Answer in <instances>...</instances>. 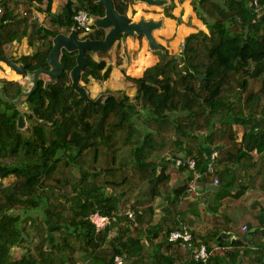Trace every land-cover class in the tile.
Wrapping results in <instances>:
<instances>
[{"label": "trees", "instance_id": "16d2710c", "mask_svg": "<svg viewBox=\"0 0 264 264\" xmlns=\"http://www.w3.org/2000/svg\"><path fill=\"white\" fill-rule=\"evenodd\" d=\"M44 1L0 0V54H6L9 42L40 40L35 52L15 59L28 70L50 68L54 38L74 27L79 10L105 15L97 0H67L63 14L52 15L53 0H47L51 24L40 26L33 21V7L41 9L36 3ZM114 1L123 14L135 2ZM258 1L256 6L254 0H192L208 30L188 34L180 58L166 52L165 59L161 52L160 61L141 77L127 76L137 87L136 103L121 91L100 103L83 98L70 74L78 52L66 48L60 56L63 73L50 84L41 75L24 97L31 122L24 129L18 127V106L0 92V264H113L116 254L129 258V264H178L176 255L192 256L180 242L164 241L178 227V216L192 222L188 213L195 208L184 198L194 194L187 191L188 184L173 181L175 176L183 181L185 171L194 175L176 166L178 157L196 159L204 185L214 177L220 180L223 209L205 217L212 230L201 240L212 250L208 264H223L226 257H235L236 264H264V206L248 207L238 200L249 188L264 193V0ZM105 34L95 27L84 38ZM108 51L98 54L107 56ZM93 53L86 51L85 82L90 77L105 80L112 70H103ZM0 88L9 99L23 92L17 80L0 78ZM116 104L127 121L106 123L99 107L116 110ZM210 150L218 151L212 173L206 172ZM9 177L15 180L7 184ZM232 190L237 191L228 196ZM155 197L164 202L162 223H154ZM127 207L137 211L132 228L122 218L97 231L88 219L95 211L112 214ZM35 210L42 218L34 220L33 236L27 223L33 222L29 213ZM221 230L247 237V242L228 248L226 241L217 240ZM147 233L161 244H146L141 237ZM213 239L217 246L210 244ZM12 247H23L17 259L11 257ZM168 249L174 258L163 253Z\"/></svg>", "mask_w": 264, "mask_h": 264}, {"label": "crops", "instance_id": "0c3cea01", "mask_svg": "<svg viewBox=\"0 0 264 264\" xmlns=\"http://www.w3.org/2000/svg\"><path fill=\"white\" fill-rule=\"evenodd\" d=\"M47 2L48 1L45 0L43 3H36V6L38 5L41 8L39 10L33 7V21L40 26H50L51 14H63L64 6L67 3V0H53L51 14L45 11L47 7ZM169 12L172 13L175 17L167 16V13ZM126 14H128L130 16V20L133 21L140 20L141 18H145L147 20H161L162 25L155 28L153 30V34L170 56L177 57L179 54L182 53L180 44L182 41H184L185 37L188 34L196 32L198 30H208L206 24L203 23L202 20L197 18V14L193 10L192 0H166V2L163 4H149L145 1L136 0L134 3L129 5ZM71 28H75V25ZM69 29L70 28H63L61 33H69ZM79 36L81 38L85 37L80 33ZM24 39H27V43L22 42V40L24 41ZM22 40L20 41L22 42V45L19 48V52L17 47L20 42L14 41L9 42L5 45L6 54L4 55H6L8 58H12L15 61V59H17L23 54H30L36 51L38 42H33L32 44H30L27 37H24ZM8 44L14 46L12 53L8 52ZM161 52V50L153 49L150 47L149 42L144 34H142V36H140L139 34H136L135 36L128 35L127 37L121 35L114 41L113 45L109 48L107 56H99L98 52L95 51L93 53V57L97 61L104 63L103 70H105L108 66H112L110 76L105 80L90 77V80L88 82H85L80 78V82L87 89L89 96L94 100L99 99L105 94L108 95L113 92L121 91L128 94L130 96L131 102L134 103L133 99H137V87L132 81L127 78V76L141 77L146 68L160 61ZM119 53L122 57V63L120 64L117 63ZM6 63L7 62L5 60L0 59V78L6 80H17L21 83L23 92L27 91L32 85L31 81L28 80V75H23L22 78V76L16 70H14L8 63V65ZM24 79L26 80V82H23ZM94 93L97 94L96 97H93ZM131 96H134V98L132 99ZM24 103L26 104V109H28L27 103L24 101L22 104ZM116 106L118 107L115 108L117 121L121 120V122L125 123L128 119V115H121L120 106L118 104H116L115 107ZM239 121L241 123L246 122L243 120V118H239ZM239 135L241 136V133H239ZM210 151L208 152V156L210 154ZM160 168L161 167H158V174L160 175V177H162L166 174V172L164 170H161ZM183 174V181L177 178L176 176L173 178V181H177L180 184H188L194 178V175H190V172L188 171L183 172ZM212 183H214V179L213 182H210L209 184ZM200 184L201 186H203V192L200 197H197L194 194L184 195L185 199L195 202V208L192 209L193 211L188 213V217L192 220V222L188 223L180 216H178L177 219L186 221L194 229L196 237L200 240H203V238H205V236H207L212 230L211 224L205 220V217L214 216V210H219L220 212L223 209V204L222 193L220 191V184H218L219 187L216 190L209 189V184L204 185L202 180L200 181ZM236 191L237 190L230 191L228 193V196H234ZM238 200L244 202L248 207L254 203L259 204V206H264V193L260 189L249 188L245 190L244 194L242 193ZM154 204L156 206L154 223H162V216L164 214V202L161 198L155 197ZM127 225L129 226V228H132V225L130 226L129 223H127ZM115 229L116 228L110 230L111 237L116 234L117 231ZM257 229L258 228L250 229L248 233L252 235L254 234V232H256ZM222 231L233 232L227 230H221V232ZM233 233L236 234V237H232L229 239H221L226 241V247L233 248L235 246H239L247 242V237L242 236L241 238H239L236 232ZM141 239L144 240L148 245L150 244V242H152V244H161L162 242V240L155 238L153 234L148 233L142 235ZM164 239L167 244L170 243L167 237ZM217 240L221 241L218 239V237ZM262 241H264V237ZM210 242V244H212L213 246H217L216 240L213 239ZM251 247L255 248V245L252 244ZM163 253L168 254L169 257L172 256L174 258L171 249H168L167 251L164 250ZM152 254L153 251L151 255ZM176 256L178 259V264H194L192 256ZM234 258L235 257H226V260L223 262V264H236L237 260L234 261ZM127 259L129 263V258ZM84 263V261H81L79 264Z\"/></svg>", "mask_w": 264, "mask_h": 264}, {"label": "water", "instance_id": "95a60500", "mask_svg": "<svg viewBox=\"0 0 264 264\" xmlns=\"http://www.w3.org/2000/svg\"><path fill=\"white\" fill-rule=\"evenodd\" d=\"M127 1V0H124ZM136 1V0H135ZM137 1H145L149 4H163L166 0H137ZM99 5L104 6L105 15L104 16H93V23L95 27L102 28L106 31L104 38L100 39H92L90 37L81 38L76 28H70L69 33H60L54 38V45L52 50L48 55V62L50 64V68H38L35 70H28L23 63H18L14 61L12 58H8L6 55H0V59L5 60L14 70H16L20 74L28 75V80L31 81L32 85L27 90L22 92L18 98L9 99L5 96V92L2 88H0V92L4 100L10 101L18 106L20 110V116L18 118V127L24 128L26 126L27 120L25 113L29 112L28 109L22 108L20 104H22L26 99L24 97H29L31 93L38 86L39 79L41 75H46L47 84L54 82L64 71V64L60 59L62 49L66 48L69 51L77 50V58L76 65L71 70V78H72V86L78 91L83 98L88 101L100 103L107 95L101 96L99 99H92L87 89L81 84L80 78L83 70L87 65L86 59V51L93 50L95 52H105L107 51L114 43V41L120 37L121 35L127 37L135 36L136 34H144L147 38L149 45L153 49L161 50L162 57L167 59L168 55L161 45V43L156 39L153 34V30L162 25L161 20L155 19H145L141 18L140 20H130V16L128 14L120 13L116 6L114 0H97ZM181 54L177 57L179 58ZM185 68L184 65H182ZM201 78H204L205 75L200 74ZM201 179H198V183L200 184ZM201 185V184H200ZM217 184H209L208 188L212 190L218 189ZM202 191V186H201ZM236 237V234L233 232H225L222 231L218 239L222 238H232Z\"/></svg>", "mask_w": 264, "mask_h": 264}, {"label": "built area", "instance_id": "2783aa9c", "mask_svg": "<svg viewBox=\"0 0 264 264\" xmlns=\"http://www.w3.org/2000/svg\"><path fill=\"white\" fill-rule=\"evenodd\" d=\"M254 4L258 6L259 1L254 0ZM2 10L0 9V13ZM75 28L80 34L86 36L92 32L95 28L93 23V15L87 10H79L75 16ZM218 157V151H212L208 158L206 172L212 173L215 170L214 161ZM175 164L178 167H186L188 170L194 172V178L188 183L187 191L194 193L195 196L200 197L203 192V186L201 191V185L198 183V179H201V173L197 171V161L195 158L190 157H178L175 158ZM214 184H220L218 177H214ZM126 220L127 223L134 225L137 221V211L132 207H127L120 212H114L112 214H103L95 211L89 215L90 222L94 225L97 231L106 229L113 224L117 223L120 219ZM246 228V226H244ZM167 239L169 242H180L183 246L188 247L192 251V259L196 264H208L212 250L209 246L198 239L195 235L194 229L184 220L179 219V224L176 229L169 232ZM113 264H129L128 259L123 254H116L113 259Z\"/></svg>", "mask_w": 264, "mask_h": 264}, {"label": "rangeland", "instance_id": "374dc122", "mask_svg": "<svg viewBox=\"0 0 264 264\" xmlns=\"http://www.w3.org/2000/svg\"><path fill=\"white\" fill-rule=\"evenodd\" d=\"M13 1H15V0H13ZM193 10H194V8H193ZM197 18L198 19H200L198 16H197ZM201 20V19H200ZM203 22V21H202ZM204 23V22H203ZM22 42L24 43H27V39H24V41L22 40ZM22 42H20L19 43V45H18V52H19V48L21 47V43ZM33 42H38V44H37V46L40 44V40L39 39H34L33 40ZM30 44H32V43H30ZM183 45H184V41H182L181 42V44H180V48L182 49L183 48ZM7 48H9L8 49V52L10 53H12V50H13V48H14V46L12 45H10V44H8L7 45ZM182 51V50H181ZM118 56H120V53H119V55ZM13 57V56H12ZM121 57V56H120ZM118 63V62H117ZM121 63H122V57H121ZM7 64V63H6ZM118 64H120V63H118ZM8 65V64H7ZM20 74V73H19ZM21 76H22V78H23V75L24 74H20ZM45 78H47L46 77V75L44 76ZM23 82H26V80L24 79V81ZM94 96L93 97H96V93H94L93 94ZM135 96V95H134ZM134 96L132 97L131 96V98L133 99L134 98ZM134 100V103H136L137 102V99H133ZM24 108H26V104L24 103V104H21ZM99 110H100V112H99V114L100 113H102L103 112V114H104V118H103V121H105L106 123H110V124H113V123H115V122H117V123H119V121H117V119H116V111L115 110H113V108H111L110 106H106V107H104V106H102V107H99ZM102 110V111H101ZM27 120V119H26ZM31 122L28 120L27 121V124H26V126L27 125H29ZM25 126V127H26ZM94 126H96V123L94 124ZM24 129V128H23ZM82 140V139H81ZM80 140V143H82V144H84L83 143V141L84 140H82L81 141ZM15 180V178L14 177H9V178H7V179H5L4 180V182L5 183H11V182H13ZM30 215H31V218H32V223H27V230L29 231V233L31 234V235H35L36 234V230H35V219H37V218H42V212L39 210H35V211H32L31 213H29ZM34 241V240H33ZM33 241L32 242H30V243H27L26 244V246H29V245H31L32 246V244H33ZM25 246V247H26ZM23 249V247H12V249H11V257L14 259H17V257H19L20 255H22V249Z\"/></svg>", "mask_w": 264, "mask_h": 264}]
</instances>
